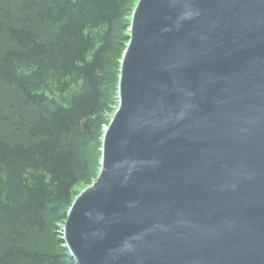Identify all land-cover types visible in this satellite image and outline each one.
Wrapping results in <instances>:
<instances>
[{"label": "water", "instance_id": "1", "mask_svg": "<svg viewBox=\"0 0 264 264\" xmlns=\"http://www.w3.org/2000/svg\"><path fill=\"white\" fill-rule=\"evenodd\" d=\"M75 264H264V0H138Z\"/></svg>", "mask_w": 264, "mask_h": 264}, {"label": "trees", "instance_id": "2", "mask_svg": "<svg viewBox=\"0 0 264 264\" xmlns=\"http://www.w3.org/2000/svg\"><path fill=\"white\" fill-rule=\"evenodd\" d=\"M127 10L130 0H0V264H75L61 225L100 170Z\"/></svg>", "mask_w": 264, "mask_h": 264}, {"label": "rangeland", "instance_id": "3", "mask_svg": "<svg viewBox=\"0 0 264 264\" xmlns=\"http://www.w3.org/2000/svg\"><path fill=\"white\" fill-rule=\"evenodd\" d=\"M137 1L138 0H130L131 10L126 11L125 16L122 18V20L120 22L121 32L119 33L118 43H121L122 45H124V47H126V45H127V36L129 34V26L131 23V17H132V13H133V10L136 6ZM133 4L135 5L134 8H133ZM117 104H118V100L116 98V100H113V102H112L111 111L114 109L116 110ZM102 117L105 119L111 120L112 114L109 111H106L105 113L102 114ZM86 187H88V185L78 186L75 189L76 195H78ZM63 226H64V224L61 225V228H63Z\"/></svg>", "mask_w": 264, "mask_h": 264}]
</instances>
